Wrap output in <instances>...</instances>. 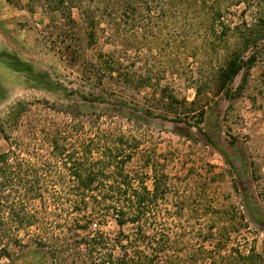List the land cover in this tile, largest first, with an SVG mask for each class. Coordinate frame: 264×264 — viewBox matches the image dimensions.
Returning <instances> with one entry per match:
<instances>
[{
	"label": "rangeland",
	"instance_id": "1",
	"mask_svg": "<svg viewBox=\"0 0 264 264\" xmlns=\"http://www.w3.org/2000/svg\"><path fill=\"white\" fill-rule=\"evenodd\" d=\"M248 1L245 12L247 3L223 2V18L213 20L207 19L200 0L140 2L139 16L129 19L109 16L110 6L94 0L92 9L100 14L91 28L79 19L74 24L58 19L57 26L50 25L38 2L0 0V53L14 52L67 89L66 93L47 89L0 60V85L6 92L0 99V121L16 102L25 105L17 125L10 128L4 123L9 139L0 132V152L16 143L22 156L39 165L43 195L38 201L45 205L37 210L38 225L29 228L30 234L48 227V221H54L48 218L54 216L67 223L88 218L89 231L99 229L115 237L118 227L111 217L99 219L91 209L77 214L71 208L73 180L61 160L52 162L48 172L40 158L51 156L50 134L66 144V152L79 150L90 139L111 143L122 138L138 142L136 148L124 145L122 156H131L125 170L149 188L153 169L162 181L163 195L150 208L143 228L145 239L153 243L158 236L163 239L166 250L155 256L158 264H210L213 256L226 254L231 247L243 252L252 244L261 251L264 224L250 217L236 169L264 215V39L238 94L225 96L215 85V72L226 54L240 47L249 29L260 22L264 0ZM90 31L92 45L86 40ZM66 44L77 51V60L66 54ZM251 51L244 52L243 59ZM108 65L113 67L110 76ZM164 86L183 103L161 99ZM201 109L205 119L197 124ZM213 120L217 123L211 126ZM47 208L53 210L50 215ZM11 227L6 234L0 232V247L6 244L12 254L2 256L0 264H35L32 246L20 252L9 241ZM124 233L133 236L129 224ZM20 236L24 243L29 239L26 230ZM137 245L145 247L141 240ZM113 249L115 255L120 253L118 247ZM74 252L80 258L70 264H83L81 258L90 263L83 245Z\"/></svg>",
	"mask_w": 264,
	"mask_h": 264
},
{
	"label": "trees",
	"instance_id": "2",
	"mask_svg": "<svg viewBox=\"0 0 264 264\" xmlns=\"http://www.w3.org/2000/svg\"><path fill=\"white\" fill-rule=\"evenodd\" d=\"M29 1L30 3L38 2L49 15V24L55 26L59 24L58 19H67L72 24L76 23V19H79L92 28L97 25L93 20L97 19L100 14L99 9L95 11L92 9L94 0ZM148 1L99 0V5L110 6L109 16L116 15V19H129L137 14L139 16L138 6L141 4L140 2L147 4ZM180 1L189 2V0ZM225 1H231L235 5L247 3L242 12H245L246 7L249 6L248 0H200L207 19H222L224 10L222 3ZM257 19L260 22L249 29V35L242 37L241 46L229 51L215 72L216 90L223 92L225 96L230 97L240 92L243 88L245 75L257 60V56L264 50V46H261L262 50H259L261 47L258 46L260 40L264 39V9ZM86 35L87 44L92 45L94 41L93 31ZM64 37L67 35L65 34ZM65 48L66 54L77 60L75 58L77 51L71 50L70 44H66ZM250 48H252L251 53L243 59L244 52ZM3 52L0 53V60L12 70L25 73L31 80L47 89H61L65 93L67 92V89L61 83L54 82L48 73L34 69L28 61L12 51ZM108 68L110 76L113 74V67L108 65ZM240 72H243L241 80L232 89V84ZM101 80L102 77H99L98 81ZM81 96L86 98L84 95ZM5 97L6 92L0 85V99ZM160 98L169 100L171 103H183L177 100L165 86L160 89ZM193 102L194 100L191 101V103ZM24 109V103L18 101L10 108L4 122L0 121V132L3 137L9 139L3 127L4 123L8 124L10 128L17 125ZM144 112L152 115L148 109H144ZM204 119L205 111L201 109L197 113L196 123L199 124ZM216 123L213 120L211 126ZM178 132L189 136L188 131L179 130ZM47 139L51 156L39 158L43 161L44 170L46 168L48 172L52 168V162L57 160H61L64 168L68 170L73 180L70 185L72 197L69 196L68 198L74 212L85 214L86 210L91 209L93 215L100 216L99 219L106 220L107 217H111L118 227V233L111 238L99 229L93 232L89 231L88 226L91 221L88 218L83 220L75 218L72 223H67L63 219L50 216L48 219L54 221H48V227L45 226L43 229L37 227L38 231L34 228L35 231L30 234L33 230L29 228L38 225L37 210L39 207H44L45 203L38 201L42 194L38 162L31 157L22 156L17 151L19 147L16 143L11 145L7 151L0 152V232L6 234L9 228L12 229L13 224V233L10 234L9 241L18 247L20 252L24 250L25 246H32L31 255L35 258V264L75 263L80 256H77L74 250L82 245L87 250L88 255L86 256L91 260L89 264H158L155 256L166 250L163 239L158 236L154 243L145 239L143 228L150 219V208L158 202L159 196L163 195L162 181L153 169L152 188H149L144 180L133 177L125 170V162L131 158L130 154L126 157L122 156L125 144L136 148L138 142L130 143L122 138H117L111 143L106 140L97 143L90 139L79 150L66 152V144L62 143L57 136L50 134ZM231 142L233 144V141ZM211 143L216 146L215 142ZM95 150L99 151H97V157L94 158L92 155ZM242 161L243 165L246 164L244 159ZM236 172L244 204L250 217L257 224L263 225L264 215L256 207V202L251 198L241 181V171L236 169ZM37 201L39 202L38 205ZM46 210H48L49 215L53 211L49 208ZM128 224L134 232L132 237L129 236V233H124V226ZM22 230H26L27 236H29V239L25 241L26 243L20 236ZM227 234L229 233L227 232ZM219 238L221 239V235ZM140 240L150 251L137 245ZM214 245L213 247L220 253L219 245ZM117 247L120 249V253L115 255L113 248ZM71 250L72 253H70ZM11 255L6 244L0 247V258L2 256L11 257ZM81 260H83V264H87L85 259L81 258ZM163 264L170 263L165 262ZM175 264L187 263L183 261ZM210 264H264V245L261 251H258L254 244L243 252L237 247H231L226 254L213 256Z\"/></svg>",
	"mask_w": 264,
	"mask_h": 264
}]
</instances>
